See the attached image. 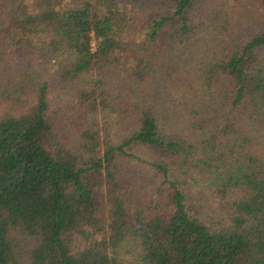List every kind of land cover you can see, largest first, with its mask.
I'll use <instances>...</instances> for the list:
<instances>
[{"label":"trees","instance_id":"obj_1","mask_svg":"<svg viewBox=\"0 0 264 264\" xmlns=\"http://www.w3.org/2000/svg\"><path fill=\"white\" fill-rule=\"evenodd\" d=\"M251 7L264 18V0H0V264H264ZM104 111L134 120L118 144L99 141ZM140 164L153 197L123 172Z\"/></svg>","mask_w":264,"mask_h":264},{"label":"rangeland","instance_id":"obj_2","mask_svg":"<svg viewBox=\"0 0 264 264\" xmlns=\"http://www.w3.org/2000/svg\"><path fill=\"white\" fill-rule=\"evenodd\" d=\"M257 11L258 10L255 7H251L249 9L245 8V21L248 20L249 22H246L247 24L244 25V32H257L259 29H261V26H264V18L257 14ZM144 21L145 20H143L141 23H143ZM139 36H141V33L135 31L134 35L132 34L125 39V43L129 44L135 39V37L139 38ZM51 68L52 67H43V69L35 68L33 71L34 74H31L30 72L22 69L21 72H18V74L16 75V79L19 83H22V85L25 86V89L35 87L36 83L39 80L44 79L47 76L49 77L53 73V69ZM167 72L169 73L170 70L167 69ZM26 73L27 75L25 76ZM124 75V70H122V68H119L111 71L106 78L107 88L111 92L109 101L112 103L117 102L118 108H120V106H122L123 104V101L119 100L118 97L121 93V86L123 88L124 81L122 80V78ZM178 77L179 76H172L170 78L164 76L161 84L162 89H160V91L165 90L163 86L173 85L175 88H178L180 85V77L179 79ZM153 84V87L157 88L158 84L156 82H154ZM121 96L123 97L124 93H122ZM107 112L108 111L98 112L96 115L92 116L95 121V128L98 131L99 141L100 143L110 141L113 144H118L121 142L124 133L131 130L134 120H128L123 114L115 116V113L109 114ZM68 130L70 129L68 128ZM123 172L125 173L127 179L129 176L131 180L141 182L139 189L143 193L149 194V197H153L156 195L155 191L160 180L157 177L158 175L153 174V172L147 166L142 164L136 166L133 165V167L128 166Z\"/></svg>","mask_w":264,"mask_h":264}]
</instances>
